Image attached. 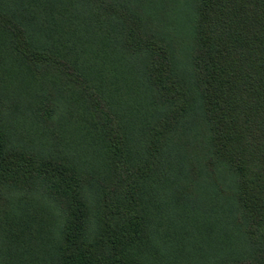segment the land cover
<instances>
[{
  "label": "trees",
  "instance_id": "trees-1",
  "mask_svg": "<svg viewBox=\"0 0 264 264\" xmlns=\"http://www.w3.org/2000/svg\"><path fill=\"white\" fill-rule=\"evenodd\" d=\"M0 264H264V0H0Z\"/></svg>",
  "mask_w": 264,
  "mask_h": 264
}]
</instances>
